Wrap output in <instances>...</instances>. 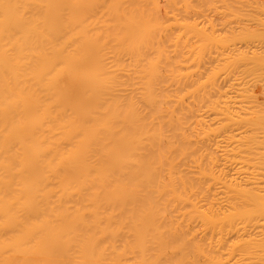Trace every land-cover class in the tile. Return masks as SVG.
Wrapping results in <instances>:
<instances>
[{
    "label": "bare ground",
    "instance_id": "bare-ground-1",
    "mask_svg": "<svg viewBox=\"0 0 264 264\" xmlns=\"http://www.w3.org/2000/svg\"><path fill=\"white\" fill-rule=\"evenodd\" d=\"M219 1L0 0V264H186L188 241L212 251L197 255L208 264H264V186L250 195L260 173L237 130L248 124L236 135L220 122L230 131L217 127L220 156L201 172L230 193L222 224L240 228L184 237L193 219L217 220L189 201L186 100H203L215 70L196 83L204 54L227 40L214 38ZM250 1V34L237 38L259 91L264 8Z\"/></svg>",
    "mask_w": 264,
    "mask_h": 264
},
{
    "label": "rangeland",
    "instance_id": "rangeland-1",
    "mask_svg": "<svg viewBox=\"0 0 264 264\" xmlns=\"http://www.w3.org/2000/svg\"><path fill=\"white\" fill-rule=\"evenodd\" d=\"M221 1L222 2L219 1L220 3L218 4L219 6H221L218 9L219 12L215 15L214 13H212L211 19L213 20V24L215 25L214 30L216 32L213 31L214 34L215 35L217 34L216 36L220 35L223 38L227 37L226 38L227 40L226 41L225 39L223 41L220 40L221 41L220 42L219 41V39H221L220 36L218 38L213 35L214 38L218 39V41L220 42V45H222L221 43L225 41L223 45L224 47L219 46L220 48H218V51H216V49L213 50V48H216V47L208 46V48L209 47L212 48L211 49L212 51H210V53L211 52L212 53L208 55L210 49H208V51L206 50L207 54L206 53H205L206 55L204 54V57H206L204 59L205 64L203 65L204 67L201 66V69L203 70L201 72L202 75L199 78L200 80L198 79L197 81L194 80V83L196 81V83L198 84V82L201 81L202 76L204 80L208 76V74L209 75L211 74L210 71L215 68V70L211 71L214 73L213 78L211 77L212 81L211 82L209 81V83L208 82L202 83V84H205V86H203L204 88L202 87L203 90H201L202 89L201 88L198 92H201V91L204 92L205 96L204 94H203L204 98L201 96L203 100L201 102L199 100L200 104L197 101L198 96L195 97L196 95L194 94L193 95L196 98L195 101L197 102L196 104L198 105H195V103H193L194 102L193 97H192L193 95L191 94V92H189L191 96L190 94L187 95V97L189 96L186 100L187 104L185 103L187 105L186 107H190V109L192 108L191 110L186 108L187 109V112H186L187 113L186 114V120H187L186 121V125H187L186 134L187 135L186 136L188 137V140H189V142L187 143L188 148L190 147L189 151L187 149L188 155H187V160H186L187 161L186 173L188 175L187 177H188V180H189L188 182L190 183V186L192 183L194 185V188L192 190H189L188 192L189 201L198 202L199 206H201L202 213H204L206 216L214 215L215 219L217 220H216V223H211L210 225H208V224L203 223V218L201 216L197 217L196 219H193L191 222L194 224V225L191 224L193 229H190V230L188 229V231L186 230L187 232L185 231V236H184V232L181 233L183 234L184 237L188 236L187 238H189L191 241H192V237L195 236L196 234L195 232L197 229H237V228H240L239 226H241L240 224H238V222H234L232 226H229L227 224H222L221 222L222 217L224 216V214H228V212L230 211L231 203L228 197L230 196V193L226 192L223 186L219 184L217 181H215L211 175L208 174V176L205 177V175L201 174V172H203L204 169L211 168L212 167L211 164H213L214 159L217 158V156H220L221 152H217L215 141H216L217 135L219 136L221 135V137H223L222 136L223 132L221 131L219 132L218 129L222 130L223 127L225 128L226 125L234 122L231 124L233 125L232 127H235L233 130L231 129L233 132L236 128H238V125L241 126V125L248 124L245 127L241 126V128L244 127L242 129H239L240 127L237 129L238 131L240 130L239 133H241L242 135L245 134L248 137V139L247 137H245V135H243L242 136L244 139L243 141V139L241 138V134H240V138L238 136V140H236L237 138L234 137V139L236 138L235 140H233L234 141L233 143L235 144H233L232 141H230V143L232 144V146L233 145L235 146L237 144L235 141H238L239 144L241 141H243L244 143L241 142V146H242L243 144L245 145V141L248 142L250 139V149H251L250 172H252L255 169L256 173H260V175L258 176L259 179H253V178L250 179V195H253V193L256 192V190L258 189L257 188L258 186H264V105L260 104V106L262 105L261 107L254 106L250 110V101L252 100V95L254 94V92H259L260 90L264 92V87L260 88L259 91H258L259 89L258 86L252 87L254 91L251 90L252 88H250V48L248 50V46L250 47V45L247 44L248 45L247 46L245 45L246 43L244 44L240 42V38L243 35L246 36L250 34L249 33L250 32L249 31L250 21H248L250 19V15H249L250 11L248 9H250L251 7L248 8L247 5L249 6V4H251L252 7H257V6H254L255 5L253 3L254 1H250V0H221ZM258 1L263 3V5L260 3L262 5V6L260 5V7L264 8L263 7L264 0H258ZM248 2L249 4H247ZM260 7L258 6L259 12H260V9H262ZM258 8L254 9V11L255 10L258 11ZM247 12L249 15V19L246 14ZM252 12L253 11L251 10L250 13ZM244 14H246V16ZM262 16L264 17V15ZM204 18H205L204 16L200 18L203 22L200 21L199 17L197 18V20L199 19L200 21L199 23H202L204 25V28L207 26L208 28H205V29L209 31V34H212L210 33V30L212 32V29H213L212 26L214 25L210 26L212 23L209 22L210 23L209 24L208 21H207V24H208L207 25L205 22L206 20L205 21L203 20ZM202 24H199V26ZM203 25L200 26V28L203 27ZM244 27H246L248 31ZM204 28H203V31H204ZM241 28L246 33V35L245 33L239 34L240 31L242 32ZM237 34L240 35V38H237L239 36ZM240 44L242 45L244 44V45L242 46ZM259 62L263 66L264 56L260 58ZM197 76L199 77V75ZM197 76L196 78H198ZM196 78L195 77L192 78V81L193 79H196ZM189 81H190L189 86H191L190 85L191 79ZM191 87L193 89V86ZM261 101L264 102L263 100ZM197 111L199 114L200 113L201 114L200 115L196 114ZM194 116H197L199 118L196 119L194 118ZM200 116L203 117L204 121L201 118L203 122L200 121ZM227 117H230L232 121L231 120H230L231 122L227 121L229 120V118ZM226 118L227 120H225ZM216 121L218 124L216 123ZM222 121L223 122L226 121L229 123L224 124L225 126L221 125V127L220 126L218 127V125ZM248 121L249 123H247ZM234 125H237V126H234ZM228 127H226L225 129L227 130L229 129L230 131V128ZM214 128H216L217 130H214ZM237 130H235L233 133L234 134L236 133V135H239L237 133L238 132ZM223 131L227 135L231 133L229 131H228L229 133L225 132L226 130L224 129ZM244 131L248 134L244 133ZM215 132H218L220 134H217ZM239 139H242V140H239ZM237 146L238 145H236L235 147ZM193 149H195V151ZM194 160H196V162ZM213 171H214V168H213ZM215 172L217 173L216 168H215ZM251 224L252 222H250V229H251ZM250 229H248V232H247L249 237H250ZM233 240H231L226 245L225 249L222 251L223 257H228L234 252H237L238 246L235 245L234 243L236 240L234 241ZM191 243H192V246H191ZM191 243H189L188 241L186 244V248L188 247L186 251L189 253L187 255L189 256L191 255L190 256L191 258L187 260L186 264H208L207 263L208 258H205V256L206 255L209 256L208 252L211 250L209 248H208L209 250H207L204 244H203V248L201 249L200 246L202 244L197 243V247H198V244H200L199 245L200 250H199L197 247L193 245L194 244L193 242ZM193 247L195 249L197 248L200 251V254H199V251H197V249L193 251L194 249ZM203 249L207 251L205 254H203L205 256L198 257L197 255H202V253H204ZM191 252L192 254H194V257L191 254ZM210 254H212V251L210 252ZM174 256L175 255H173L172 258ZM195 256L201 259L200 262H197L199 261V259L196 258ZM175 258L176 256L173 258L174 260L172 261V264L174 261H176ZM204 260H206L205 263L203 262Z\"/></svg>",
    "mask_w": 264,
    "mask_h": 264
}]
</instances>
